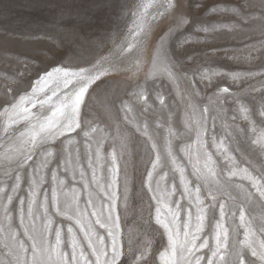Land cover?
Instances as JSON below:
<instances>
[{
	"label": "rangeland",
	"instance_id": "rangeland-1",
	"mask_svg": "<svg viewBox=\"0 0 264 264\" xmlns=\"http://www.w3.org/2000/svg\"><path fill=\"white\" fill-rule=\"evenodd\" d=\"M183 2L194 22L207 25L234 19L229 8L244 0ZM143 8L144 0H0V113L6 100L21 91L14 87V78L24 71V64L31 67V61L41 62L40 69L24 78L26 86L39 71L55 65L91 71L95 83L87 91L81 115L99 130L102 148L98 154L90 150L86 155L80 147V158L88 168L89 180L94 175L101 189L115 186L125 253L131 250L135 254L146 246L147 236L153 243L143 264H178V248L184 245L185 233H195L191 258H199L200 264H260L243 244L244 228L238 217L243 206L249 219L264 220V199L245 190L248 182L240 174L224 184V160H218L219 169L209 176L210 182L220 181L213 184L219 190L214 201L207 197L203 184L199 185L198 199L197 183L182 186L180 173L173 174L163 164L150 179L149 172L157 157L163 161L170 150L179 147L176 137L184 130L185 120L194 123L209 106L208 135L224 137L228 143L221 145L222 150L230 148V154L246 160L258 175L264 172V157L250 142V137L264 134V75L243 79L230 75L264 69V49L258 50L264 39V21L253 9L257 18L244 24L245 31L217 29L214 35L205 34L204 42L183 49L179 54L183 71L200 93L193 97V84L187 78H163L167 70L164 65L157 66L154 78L117 73L118 67H132L137 55V25L154 14L153 8ZM137 12L139 15H134ZM202 71L206 81L200 78ZM193 98L197 111L191 107ZM3 121L0 115V123ZM188 140L193 142L192 162L181 159L191 180L192 165L199 168L202 162L195 159L194 136ZM6 141L7 137L0 134V183L12 152ZM165 229L173 240V247L167 251ZM248 244L256 249L264 244V236L256 227ZM123 264H128L127 259Z\"/></svg>",
	"mask_w": 264,
	"mask_h": 264
},
{
	"label": "clouds",
	"instance_id": "clouds-1",
	"mask_svg": "<svg viewBox=\"0 0 264 264\" xmlns=\"http://www.w3.org/2000/svg\"><path fill=\"white\" fill-rule=\"evenodd\" d=\"M186 7L183 0H167L162 12L145 17L144 26L141 28L137 25V55L131 61L132 67H118L117 73L154 78L157 66L164 65L167 70L162 73L163 78L169 79L174 75L177 79L187 78L191 81V77H187L183 71V61L179 56L185 47L204 42L205 34L214 35L217 29L230 33L245 31L244 24L257 18L253 9L258 10V18L264 21V0H244L242 4L229 8V14L234 19L207 25L194 22ZM261 35L264 36V33ZM260 49H264V39L259 42ZM46 58L51 57L46 54ZM187 59L191 60L192 57ZM30 63L31 67L24 64V71L14 78V87H19L21 91L6 100V106L0 113L5 117L0 123V134L7 137L6 143L12 149L10 163L6 165L0 183V264H123L125 259L128 264H143L150 255L153 241L146 236V246L135 254L131 250L125 253L124 227L121 209L114 194L115 186L101 189L95 183L94 175L92 180L88 179V168L81 162L80 147L85 149L86 155L90 150L98 154L102 148L99 130L81 115L87 101V90L95 83L91 71L81 72L77 76L70 95L62 99L56 97L63 104L73 96L83 95L85 99L77 101L81 107L72 105L61 110L43 97H48L49 92L68 83L67 75L63 80L56 79L64 71L63 67L55 65L39 71L31 85L26 86L24 78L40 69L41 62L33 60ZM230 75L234 79H243L264 75V69L259 73ZM200 78L204 81L208 79L203 71ZM49 81L52 85L45 90L43 85ZM191 82L194 91L190 95L199 97L194 81ZM26 99L30 108L26 107L19 113L23 120L19 125H10L6 119L8 112L17 110ZM191 107L194 111L198 110L195 98L192 99ZM210 111L211 106L205 107L194 123L185 120L184 130L176 137L180 141L179 147L170 150L163 161L157 157L149 172V179L157 166L163 164L173 174L180 173L182 186L195 181L198 199L199 185L203 184L207 197L214 201L219 190L214 189L213 184L220 181L210 182L209 176L219 169L218 160H224L226 172L221 177L224 184L240 174L241 179L248 182L245 190L253 191L264 199V172L258 175L246 160H238L230 154V148L222 150L221 145L228 143L224 137L208 135ZM190 136H194L195 159L202 162L199 168L192 165L191 180L185 174V163L181 159L185 157L189 164L192 162L193 142L188 140ZM250 142L264 157V134L250 137ZM214 152L219 155L214 156ZM5 155L7 157V150ZM87 163L90 167L91 158ZM239 187L243 188V185ZM155 191H159V180ZM200 203L203 204V201ZM238 220L244 228L243 244L251 255L258 257L260 264H264V244L259 249L248 244L253 227L258 229L259 235L264 236V220L257 222L249 219L243 206L240 207ZM165 236L167 251L173 247V240L172 234L166 229ZM196 239L197 234L185 233L184 245L178 248V264H200L199 258H191ZM203 243L207 244V240ZM241 264L244 262L241 261Z\"/></svg>",
	"mask_w": 264,
	"mask_h": 264
},
{
	"label": "bare ground",
	"instance_id": "bare-ground-1",
	"mask_svg": "<svg viewBox=\"0 0 264 264\" xmlns=\"http://www.w3.org/2000/svg\"><path fill=\"white\" fill-rule=\"evenodd\" d=\"M166 2H167V0H144V8H149V9L153 8L154 9L153 10V12H154L153 16H154L156 13L163 11V5H165ZM139 23H140V27L144 26L143 21H140ZM63 69H64V71H62L60 73V75L58 77H56V79L63 80L65 75H67L68 76V83L66 85H63L62 87L55 88L53 92H49L48 97H43V93H41L40 95L45 99H49L52 103H55L57 105V107L60 108L61 110H63L64 108H68L69 106H72V105H75L77 108H80L81 106H80V104L77 103V101L78 100H84L85 97L83 95L73 96L71 99H68L66 101V103H63V104L60 103V99H62L65 95L71 94L72 86H73L74 82L76 81L77 76L81 72H85L86 70H75V69H70V68H65V67H63ZM72 73H76V74L73 75ZM51 85H52V82L49 81L48 84L43 85V88L45 90H47L48 88L51 87ZM56 97H59L60 99H56ZM26 107L30 108V105H28L27 99L24 102L19 104L17 110H15V111L10 110L8 112V115L6 117L7 122L10 125L19 124L23 120V117H20L19 113L23 112ZM29 115H31V110L29 112ZM3 118L5 120L4 116H3Z\"/></svg>",
	"mask_w": 264,
	"mask_h": 264
}]
</instances>
